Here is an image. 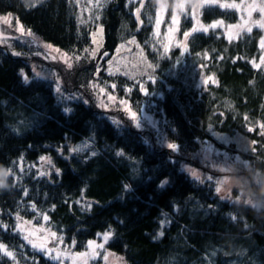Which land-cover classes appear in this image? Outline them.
<instances>
[{"label":"trees","instance_id":"16d2710c","mask_svg":"<svg viewBox=\"0 0 264 264\" xmlns=\"http://www.w3.org/2000/svg\"><path fill=\"white\" fill-rule=\"evenodd\" d=\"M0 13H12L27 28L13 34L11 48L0 42V164L15 173V184L10 177V187L0 190L6 249L0 264H62L34 250L17 222L27 233L30 225L45 224L78 251L111 231L107 248L126 264H264V215L215 191L221 177L233 174L215 167L227 160L247 178L253 196L261 188L256 177H264V65H254L262 56L259 29L232 40L220 28L195 32L185 49L168 53L154 33L156 0H0ZM202 17L239 19L236 10L218 5L205 6ZM99 24L105 27L99 54L135 35L156 74L130 80L84 61L59 73L62 98L55 81L34 72L36 64L57 63L45 57L43 45L90 50ZM192 25L184 15L181 31ZM91 79L102 80L118 103L98 107ZM119 98L141 115L152 113L156 123L128 116ZM216 132L244 134L254 145L222 150L213 141ZM205 142L218 150L215 164L199 155ZM46 156L53 161L48 170L41 163ZM188 167L198 169L199 180Z\"/></svg>","mask_w":264,"mask_h":264},{"label":"rangeland","instance_id":"374dc122","mask_svg":"<svg viewBox=\"0 0 264 264\" xmlns=\"http://www.w3.org/2000/svg\"><path fill=\"white\" fill-rule=\"evenodd\" d=\"M143 1V0H141ZM157 3V14L154 24V33L155 36L160 37L163 40L164 48L167 47L166 52H170V50L174 47H180L185 49L187 38L191 36L193 33V28L201 29L202 27H206L207 31L213 29L208 27L214 22L222 21L223 24L220 27L224 34L229 39H237L242 33L247 32V28L251 27L252 31L255 29H259L261 31L260 36V47L261 41L264 40V28H261L259 24L254 23L256 21L262 20L264 18V13H261L260 6H264V0H217L214 4L204 3L203 0H156ZM161 4H165L166 7L161 9ZM177 4H183L184 8L181 11L176 6ZM228 4L232 5L235 4L238 7H223V8H230L234 9L238 12L239 19L235 22H228L224 19H218L211 22H206L203 20L202 17V10L207 5H221ZM256 6V7H253ZM141 8V7H140ZM139 8V9H140ZM251 11V17H249L248 13ZM137 14V10L135 11ZM177 15L178 17V24L172 23L173 15ZM189 15L193 20V25L190 29H187V33L189 35L185 37V33L181 31V25L183 22V16ZM3 17H12V20L9 19V23H6L3 20ZM159 19L160 23L157 27V20ZM247 22V23H245ZM232 26V27H230ZM243 26V27H241ZM23 30L27 28L22 23L20 19H17L12 13L1 14L0 13V42L6 43L7 45L11 46L15 43L12 41L13 34L14 37L21 36ZM171 29V31H170ZM14 31V33H13ZM203 31L198 30L196 32ZM206 31V32H207ZM9 41V42H8ZM51 44V45H50ZM105 44V27L103 24L97 25V27L92 32V46L90 50H85L81 53L74 52L70 53L60 47L53 46L52 43L49 45H43V50L45 57L50 60L54 61L52 57H56L57 63L49 64L44 63L39 67L37 64L34 65V72L38 77H42L45 79H50L56 82L59 88V95L64 98L67 94L62 86V77L60 74H66L73 69H76L78 64H83L84 61H92L95 60L96 64L99 65V68H104V71L107 75H122L127 77L128 79L137 80L140 79L142 82L149 78H154L156 72L154 70L153 65L149 61L141 42L138 40L137 36L133 35L127 39L122 40L114 52H104L102 55L99 52L103 49ZM262 49V56L261 58L254 60V65L256 67H261L264 65V47ZM48 52V53H47ZM17 55H19L18 51H15ZM95 53V55H93ZM51 55V56H50ZM60 61H65L66 64L62 66V62L59 64ZM56 64V65H55ZM71 65L70 70H68V65ZM55 65V66H54ZM57 66V67H56ZM62 66V67H61ZM60 73V74H59ZM101 80V79H99ZM84 86V84H81ZM88 86L95 90V92H99V99L96 98L97 105L100 108H110L111 105H116L118 103V98L116 94L112 93L109 88H107L102 80L98 82L97 79H91ZM85 87V86H84ZM143 89L146 91L147 86H143ZM77 95H79V90L76 89ZM103 90V91H101ZM75 91V90H74ZM82 91V90H80ZM69 95V94H68ZM111 97V99H109ZM109 104V106H107ZM119 108L122 109L128 116L136 120V117L145 118L148 122L155 121L156 118L151 113L150 116L146 115L145 112L143 114H139L132 106L131 101L128 98H119ZM150 122V123H151ZM213 141L218 142L217 145L220 149L227 150L229 145L236 144L240 149L247 150L254 145V142L248 138L246 135L238 133L236 135H229L224 132H216L214 134ZM166 144H170V142L166 141ZM74 149H79L80 145H73L71 146ZM200 157L207 161L208 163L211 162L215 164L214 159L218 157V150L216 146L212 143L205 142L203 144L202 150L199 152ZM223 153V152H222ZM222 157V155H221ZM46 159L42 160L41 163L47 166V170L53 166V161L50 157H45ZM240 160V157H238ZM50 161V163H49ZM228 165L222 164L215 165L218 166L220 170H224L227 172H232L233 174L227 173L221 177L220 180V193L224 197H231L236 201H248V200H255L257 195H252L250 187L248 185L247 178L236 174V166L234 163H231L227 160ZM214 166V165H213ZM39 169V168H38ZM56 169V167H55ZM189 171L195 172L196 175H199V171L197 168L188 167ZM54 168L49 170V172L53 171ZM40 173H44L43 170L39 169ZM257 183L259 185H264V177L259 173L256 177ZM255 180V181H256ZM237 190L236 196L233 195L234 191ZM29 221V220H24ZM33 224L35 222L31 221ZM21 224V223H20ZM23 225V224H22ZM43 231H36L37 229H42ZM48 231V232H46ZM56 233L55 238H51V232ZM109 232V231H107ZM23 235H28L29 239L32 240L34 243L39 246L45 245L47 249H51V254L43 252L48 257L52 258L59 254V259H53L55 261L61 262L62 264H126L122 257L118 256L117 254H113L109 252L107 248V242L103 239V234L106 232L101 233L96 237V239L90 240L95 241V244L92 245L90 248L89 245L84 250L78 251L75 248L74 241H67L63 234H60L53 228L46 226L42 227L41 225H30L28 227V233L24 229L22 232ZM112 233V232H111ZM32 234V236L30 235ZM51 238V240H50ZM45 240V241H44ZM103 245L102 248L97 247V245ZM40 251V250H39ZM42 252V251H41ZM82 254V255H80ZM17 264V263H13Z\"/></svg>","mask_w":264,"mask_h":264},{"label":"snow or ice","instance_id":"6c2138e0","mask_svg":"<svg viewBox=\"0 0 264 264\" xmlns=\"http://www.w3.org/2000/svg\"><path fill=\"white\" fill-rule=\"evenodd\" d=\"M203 2L204 3H208V4H214V3L217 2V0H203ZM164 7H166V5L165 4H161V9H163ZM176 7L182 11L183 8H184V5L183 4H177ZM221 7H232V8H235V7H238V6L235 5V4H232V5L224 4V5H221ZM253 7H256V6H253ZM260 11H261V13H264V6H260ZM137 15H139V9H137ZM248 15H249V17H251V11H249ZM3 20L6 23H9L10 22L8 17H3ZM178 22H179L178 21V17H177V15L174 14L173 17H172V23L173 24H178ZM156 23H157V27H158L159 26V23H160L159 19L157 20ZM245 23H247V22H245ZM254 23H257V24H259V26L261 28H264V18H262V20H260V21L254 22ZM222 24H223L222 21H217V22L212 23L208 27L215 29L217 27L222 26ZM230 27H232V26H230ZM241 27H243V26H241ZM198 30H203V31L206 32L207 31V28L206 27H202L201 29L193 28V32H196ZM21 31H22V29H21ZM170 31H171V29H170ZM251 31H252V28L251 27H248L247 28V32L250 33ZM29 34H31V33H29ZM188 35H189V33L186 32L185 33V37H187ZM261 47H264V40L261 41ZM165 51H167V47L165 48ZM93 55H95V53H93ZM52 59H56V57L53 56ZM68 67L70 68L71 65L69 64ZM37 75H39V74H37ZM25 82H27V78H25ZM101 91H103V90H101ZM58 92H59V88H58ZM109 99H111V97H109ZM64 111L66 113H68V112L71 111V109L65 108ZM168 147L171 148V149H173V150H175L177 148V145H175V144H169ZM120 154L121 153H117V155H120ZM44 159H46V158L41 157V160H44ZM12 163H18V161L17 162H12ZM49 163H50V161H49ZM8 169H9V173H10L8 179L10 177L13 178V184H15V173L13 171V168L11 166H9ZM21 171H23L22 168H21ZM57 171H59V170H57ZM0 174H2V173H0ZM44 174L45 173H41V175H44ZM192 175L194 177H196V179H198V180L200 179L198 176H196V173L195 172H192ZM163 183H166V181L163 182ZM127 187L128 186L125 185V188H127ZM215 191L217 193H219L221 191V189L219 187H216ZM25 195H27V193H25ZM19 219L20 218L17 217V221H19ZM45 219H47V217H45ZM26 223H30V222H26ZM4 227L6 228L7 225H4ZM15 228H16V230L18 232H23L24 231L23 225L20 224L19 222H17V224L15 225ZM36 231H43V229H37ZM50 235L53 238L56 237V233H54V232L53 233H50ZM111 235H112L111 231L106 232L105 234H103L104 241L107 242L110 239ZM161 235H163V233H161ZM23 238H24V240L28 241L29 244L32 245V247H33L34 250L38 248V245L36 243H34L32 240H30L28 235H25ZM93 244H95V241H89L88 242V245H89L90 248L92 247ZM97 247L102 248L103 245L102 244L101 245H97ZM0 249H4L6 251L4 245H2V244H0ZM39 250L42 251V252H46L48 254H51V251H52L51 249H47L45 245L39 246ZM7 255L11 256L12 253L7 252ZM80 255H82V254H80ZM52 258L53 259H59L60 257H59V254H57L56 256H53Z\"/></svg>","mask_w":264,"mask_h":264},{"label":"clouds","instance_id":"9594fccd","mask_svg":"<svg viewBox=\"0 0 264 264\" xmlns=\"http://www.w3.org/2000/svg\"><path fill=\"white\" fill-rule=\"evenodd\" d=\"M0 190H6L10 187L9 185V169L3 164H0ZM249 204L254 212V214L264 215V185H261L260 191L257 194L256 199L248 200L246 202Z\"/></svg>","mask_w":264,"mask_h":264}]
</instances>
